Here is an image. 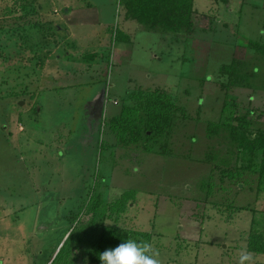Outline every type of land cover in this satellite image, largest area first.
<instances>
[{"label":"rangeland","instance_id":"rangeland-1","mask_svg":"<svg viewBox=\"0 0 264 264\" xmlns=\"http://www.w3.org/2000/svg\"><path fill=\"white\" fill-rule=\"evenodd\" d=\"M195 1L207 23L176 40L139 32L120 0H0V264H48L73 229L66 214L97 193L110 215L101 223L140 231L159 264H239L243 251L264 264L247 249L264 190L254 172L224 176L234 164L225 128L207 133L225 101L264 110V90L226 95L216 84L234 56L253 59L264 82V56L247 46L264 42V0ZM157 88L185 109L161 138L165 153L110 145L125 93ZM255 119L264 127V112ZM81 214L54 264L90 244L91 214Z\"/></svg>","mask_w":264,"mask_h":264},{"label":"trees","instance_id":"trees-1","mask_svg":"<svg viewBox=\"0 0 264 264\" xmlns=\"http://www.w3.org/2000/svg\"><path fill=\"white\" fill-rule=\"evenodd\" d=\"M222 1L228 2V0ZM119 3L124 11V18L136 21L144 30L175 35L190 34L195 30L192 22L193 0H120ZM37 22L36 27L39 25ZM119 39L129 40V35L121 32ZM247 46L257 53L256 60L264 56V42L250 39L247 41ZM93 56L95 53L86 54L84 57ZM257 73L253 59L234 56L229 63L219 67L216 84L226 95L235 88L264 90V82L257 83ZM249 95L251 102L254 94L251 92ZM123 99L125 103L120 113L111 116L108 124L115 136V146L164 154L166 141L161 138L169 136L176 116L185 115L184 107L175 103L171 95L160 88L151 92L132 91ZM242 107L239 103L227 104L225 101L222 115L225 119L210 122L207 133L208 135L217 134L222 126L225 128V141L220 144L228 146L227 151L231 153V156L233 155L234 164L221 169L222 174L224 176L230 174L234 177L235 172L236 175L254 172L258 178V190H264V127L255 125V118H259L264 110L258 109L257 113L253 109ZM155 145L157 149L154 148ZM207 159L208 156L205 155L203 160L207 161ZM92 189V187L89 189V195ZM101 199L100 193H97L89 202L87 201L88 203L83 201L66 214L67 223L73 229L50 264L55 263L76 225L84 220L81 217L83 209L91 214V217L85 220L92 226L87 230L86 237L90 244L83 248L79 246L73 248L77 253H71V255L76 260L75 263L71 261L70 264H78L80 257H86L87 262L92 264H100L99 253L106 248L114 247L127 239L141 242L138 238L140 231H133L127 235L121 233L114 224L101 223L103 216L109 215L106 208L105 211L100 210ZM239 208L249 207L240 206ZM258 216L254 210L247 235V249L264 253V212L261 217ZM67 231L68 229L65 234Z\"/></svg>","mask_w":264,"mask_h":264},{"label":"clouds","instance_id":"clouds-1","mask_svg":"<svg viewBox=\"0 0 264 264\" xmlns=\"http://www.w3.org/2000/svg\"><path fill=\"white\" fill-rule=\"evenodd\" d=\"M157 253L152 252L148 243H140L134 239H127L114 247H108L99 253L100 264H159ZM252 254L243 251L239 257V264H250ZM87 264V258L84 259Z\"/></svg>","mask_w":264,"mask_h":264},{"label":"crops","instance_id":"crops-1","mask_svg":"<svg viewBox=\"0 0 264 264\" xmlns=\"http://www.w3.org/2000/svg\"><path fill=\"white\" fill-rule=\"evenodd\" d=\"M229 1L230 0H228V2L227 3H225V5H226V8H228V3H229ZM196 1L195 0H193V6H194V12H193V14H192V22H193V24H194V27L196 28V26H201V25H203V26H205L206 25V23H207V20H205V17H203V13L205 12H202V11H199L198 10V7L196 6V3H195ZM224 3V2H223ZM264 6V5H263ZM206 9H209V10H207L206 12H210V8H206ZM239 10L241 9V7L240 8H238ZM228 11H232V9L231 10H229V9H227ZM75 11H77V10H75ZM75 11H73V13L75 14ZM84 11V10H83ZM123 16H124V11H123ZM68 17V19H69V21H72V19H71V17H69V15L67 16ZM125 19V18H124ZM219 20H220V18H219ZM83 22H87L88 20H86V19H83L82 20ZM140 27H138L137 26V29L139 30V32H143V30L144 29H142V28H140ZM159 34H160V32H159ZM161 35H163L162 33H161ZM165 35H169V36H171L172 38H174V39H176V40H178L179 39V36H181L182 37V35H175V34H164L163 36H165ZM129 41L130 42H134L135 41V45H136V42H137V39H136V37L135 36H131V35H129ZM99 56V53L98 52H95V56H94V58H96V57H98ZM130 93V92H129ZM128 95V93L126 92L125 93V95L123 96V98L124 97H126ZM172 100H174V98L172 97ZM114 135V134H113ZM110 145H112V146H115V136H114V138L111 140V143H110Z\"/></svg>","mask_w":264,"mask_h":264},{"label":"water","instance_id":"water-1","mask_svg":"<svg viewBox=\"0 0 264 264\" xmlns=\"http://www.w3.org/2000/svg\"><path fill=\"white\" fill-rule=\"evenodd\" d=\"M55 254H56V253H55ZM55 254H54V255H55ZM51 260H52V258H51ZM51 260L49 261V263H48V264H50Z\"/></svg>","mask_w":264,"mask_h":264}]
</instances>
